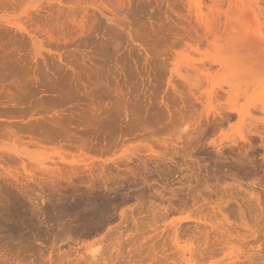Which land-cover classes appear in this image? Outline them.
<instances>
[{
  "label": "rangeland",
  "instance_id": "1",
  "mask_svg": "<svg viewBox=\"0 0 264 264\" xmlns=\"http://www.w3.org/2000/svg\"><path fill=\"white\" fill-rule=\"evenodd\" d=\"M234 240L264 252V0H0V264Z\"/></svg>",
  "mask_w": 264,
  "mask_h": 264
},
{
  "label": "bare ground",
  "instance_id": "2",
  "mask_svg": "<svg viewBox=\"0 0 264 264\" xmlns=\"http://www.w3.org/2000/svg\"><path fill=\"white\" fill-rule=\"evenodd\" d=\"M199 15H200V14H199ZM199 15L197 16V17H198V22H199L201 25H203L204 30H206L205 32H207V33L209 34V36H212V37H213L212 40L214 41V43H216L217 41H219V40H220L219 38H221V35H220V36H218V35L216 36V35H215L217 32H215L214 30H212V29H213V26H212L213 24H211V23H209V22H206V21H201V20H202V19L200 18L201 15H200V17H199ZM211 26H212V27H211ZM224 26H226V25H224ZM223 28H225V27H223ZM225 29H228V28L226 27ZM223 30H224V29H223ZM213 31H214L215 33H214ZM226 31H227V30H226ZM222 32H223V31H222ZM224 32H225V30H224ZM207 33H206V34H207ZM222 34H223V33H222ZM227 35H228V33H227ZM259 36H260V35H259ZM256 37L259 38L258 36H256ZM260 37H261V36H260ZM218 39H219V40H218ZM260 39H263V38H259L258 41H259ZM260 42H261V40H260ZM262 42H263V41H262ZM232 44H233V43H232ZM236 46H237V45H236ZM234 47H235V45H234ZM191 66H192V65H191ZM229 92H230V91H229ZM227 94H228V93H227ZM256 200L258 201L257 198H256ZM257 203L259 204V202H257ZM258 206H259V205H258ZM203 221H204V219H203ZM210 223H211V222H210ZM196 225H198V223H196ZM219 225H220V224H219ZM204 226H205V225H204ZM220 226H222V225H220ZM205 227H207V226H205ZM196 228H197V227H196ZM196 228H195V229H196ZM198 228H199V227H198ZM198 228H197V229H198ZM200 228H201V227H200ZM203 228H204V227H202L201 230H204V229H205V228H204V229H203ZM211 228H212V227H211ZM221 228H222V227H221ZM223 228H224V227H223ZM223 228H222V229H223ZM201 230H200V231H201ZM205 231H206V229H205ZM207 231H208V230H207ZM213 231H214V230H213ZM176 232H177V229H175V234H176ZM203 232H204V231H203ZM221 232H222V231H221ZM236 232H237V231H236ZM213 233H214V232H213ZM229 233H230V231H229ZM238 233H239V232H238ZM205 234H206V233H205ZM230 234H231V233H230ZM208 235H209V233H208ZM222 235H223V234H222ZM228 235H229V234H228ZM231 236H232V234H231ZM225 237H226V236H225ZM227 237H228V238H231L230 236H227ZM235 237H236V236H235ZM251 237H254L253 240H254L255 242H256V241L259 242L258 237H257V236H254V233L251 235ZM204 238H206V239L208 240V238H207L206 236H205ZM236 239H238V238H236ZM236 239H235V240H236ZM244 239H245V238H244ZM244 239H243V240H244ZM225 240H226V238H225ZM235 240H234V244H235V242H236ZM243 240H242V241L239 240L238 242H242V245H243V244H244V243H243ZM253 240L251 241V243H252V242L255 243ZM205 241H206V240H205ZM231 241H233V240H231ZM231 241H230V242H231ZM238 242H236V243H238ZM258 242H256V243H258ZM260 242H261V241H260ZM260 242H259V243H260ZM231 243H232V242H231ZM231 243H229L228 241H226V242H225V241H224V242L222 241V242L220 243V245H221V246L223 245V247L226 249V248H229V246L231 247ZM247 243H248V242H247ZM247 243H245V247H246V248L244 249V247H243V251L245 250V252L241 251V247H242V246H241V243H240V244L238 243L237 245H234V247H232V250L236 253V255L234 254V255H235L234 257L238 260V256H239V260H240V262L242 261L241 264H259V260H262V256H263L261 253H264V252H263V249H262V248H261V249L258 248V247H259L258 245L261 246V245H263V243H262V244H258V245H257L258 247H257L255 244L252 243V246H254V247L256 246L255 248L252 247V246H249V245H251V243H249V244L247 245V246L249 247V248H248V247L246 246ZM206 244H207V243H206ZM228 244H229V246H228ZM232 244H233V243H232ZM191 245H192V244H191ZM238 245H240V246H239L240 248L238 247ZM185 246H186V245H185ZM203 246H204V243H203ZM227 246H228V247H227ZM232 246H233V245H232ZM201 247H202V246H201ZM218 247L222 249V247H220L219 244H218ZM204 249H205V248H204ZM206 249H207V248H206ZM206 249H205V251H206ZM239 249H240V250H239ZM255 249H256V250H255ZM92 250H94V249H92ZM96 250H98V249H96ZM191 250H192V249H191ZM195 250H196V249H195ZM199 250H200V249H199ZM201 250H202V249H201ZM201 250H200V252L203 251V250H202V251H201ZM219 250H220V249H219ZM232 250H231V251H232ZM237 250H238L239 252H237ZM185 251H186V250H185ZM187 251H188V253H189V257H192L193 255H191L190 249H188ZM213 251H214V250H213ZM221 251H223V249H222ZM221 251H220V252H221ZM91 252H93V251H91ZM94 252H95V250H94ZM196 252H198V251L196 250ZM198 253H199V252H198ZM198 253H197V254H198ZM204 253H205V252L203 251V254H204ZM210 253H211V251H210ZM212 253H213V252H212ZM239 253H240V254H239ZM258 253L261 255V257H259L260 259L258 258V255H259ZM94 254H95V253H94ZM96 254H97V253H96ZM201 255H202V254H201ZM224 255H225V254H224ZM241 255H242V257H241ZM260 255H259V256H260ZM208 256H209V255H208ZM216 256H217V255H216ZM216 256H215V257H216ZM225 256H227V254H226ZM231 256H233V255H231ZM93 257H95V256H93ZM93 257H92V258H93ZM211 257H212V256H211ZM211 257H210V258H211ZM235 258H234V259H235ZM240 258H242V259H240ZM207 259H208V258H207ZM211 259H212V258H211ZM258 259H259V260H258ZM209 260H210V259H209ZM205 261H206V260H205ZM211 261H212V260H211ZM263 261H264V258H263ZM189 262H190V261H189ZM217 262H218V261H217ZM235 262H236V261H235ZM232 263H233V262H232ZM234 264H235V263H234ZM236 264H237V262H236ZM260 264H264V262H263V263H260Z\"/></svg>",
  "mask_w": 264,
  "mask_h": 264
}]
</instances>
